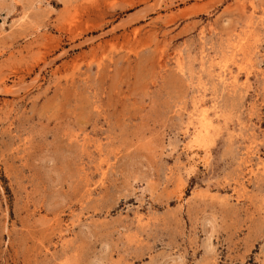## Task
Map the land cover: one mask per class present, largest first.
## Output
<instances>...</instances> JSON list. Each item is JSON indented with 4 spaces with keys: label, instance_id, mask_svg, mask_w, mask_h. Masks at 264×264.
<instances>
[{
    "label": "rangeland",
    "instance_id": "rangeland-1",
    "mask_svg": "<svg viewBox=\"0 0 264 264\" xmlns=\"http://www.w3.org/2000/svg\"><path fill=\"white\" fill-rule=\"evenodd\" d=\"M0 264H264V0H0Z\"/></svg>",
    "mask_w": 264,
    "mask_h": 264
},
{
    "label": "bare ground",
    "instance_id": "bare-ground-1",
    "mask_svg": "<svg viewBox=\"0 0 264 264\" xmlns=\"http://www.w3.org/2000/svg\"><path fill=\"white\" fill-rule=\"evenodd\" d=\"M232 80H233V79H232ZM200 107H201V106H200ZM203 107H204V106H203ZM201 108H202V107H201ZM203 111H204V108H203ZM205 112H206V109H205ZM205 112L203 113L204 115H206ZM206 119H207V118H206ZM203 120H205V118H204ZM203 120H202V121H203ZM203 123H204V122H203ZM203 123H202V124H203ZM209 124H210V122H209L208 124L205 123V125H203V126L209 128V127H210ZM204 131H205V129H204ZM200 134H202V133L200 132Z\"/></svg>",
    "mask_w": 264,
    "mask_h": 264
}]
</instances>
